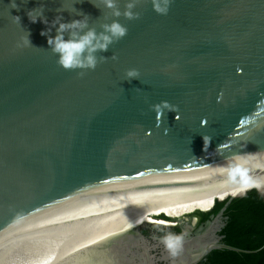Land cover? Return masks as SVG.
Returning <instances> with one entry per match:
<instances>
[{
    "label": "water",
    "instance_id": "95a60500",
    "mask_svg": "<svg viewBox=\"0 0 264 264\" xmlns=\"http://www.w3.org/2000/svg\"><path fill=\"white\" fill-rule=\"evenodd\" d=\"M16 3L0 0V264L257 252L185 225L251 191L264 198V0H171L166 15L138 0L139 17L118 18L127 34L91 70L59 66L46 25L26 13L43 6L51 21L63 8L99 30L112 19L103 0ZM129 68L139 78L124 80ZM172 224L185 234L171 246L140 231Z\"/></svg>",
    "mask_w": 264,
    "mask_h": 264
},
{
    "label": "clouds",
    "instance_id": "9594fccd",
    "mask_svg": "<svg viewBox=\"0 0 264 264\" xmlns=\"http://www.w3.org/2000/svg\"><path fill=\"white\" fill-rule=\"evenodd\" d=\"M155 12L166 15L169 10L171 0H151ZM120 0H103L104 7L110 10L112 19L100 24L99 30L96 27L89 26L87 15L65 21L61 13L63 8L59 9L57 15L51 20H47L43 15V6H39L27 11L26 15L30 22L35 23L37 18L46 25L41 30L40 35L46 37V43L51 52L56 54V62L66 70L70 69H94L98 62L105 60L108 56L101 53L107 52L110 45L120 40L127 34L126 25L119 21V17L126 19H136L140 13L134 11L138 0H124V8L118 6ZM11 8H17L16 0H9ZM13 22L20 23V17L11 15ZM55 31V35L50 33ZM23 46H33L30 42L29 34L21 37ZM20 46V45H18ZM35 47V46H34ZM100 54V55H98ZM112 59H116L115 54H111ZM78 74L82 75L83 71ZM139 78V71L135 68H129L124 73V80ZM179 236L175 237L178 242ZM165 240L171 246L173 240L171 237H165Z\"/></svg>",
    "mask_w": 264,
    "mask_h": 264
},
{
    "label": "trees",
    "instance_id": "16d2710c",
    "mask_svg": "<svg viewBox=\"0 0 264 264\" xmlns=\"http://www.w3.org/2000/svg\"><path fill=\"white\" fill-rule=\"evenodd\" d=\"M222 210V228L219 243L255 253H237L226 249L210 251L198 264H264V198L254 191L228 204H217L211 211L195 212L200 222L212 219ZM155 219L168 220L163 215ZM160 234L178 233L179 227H159ZM143 234L147 230L141 229Z\"/></svg>",
    "mask_w": 264,
    "mask_h": 264
},
{
    "label": "flooded vegetation",
    "instance_id": "af4514ba",
    "mask_svg": "<svg viewBox=\"0 0 264 264\" xmlns=\"http://www.w3.org/2000/svg\"><path fill=\"white\" fill-rule=\"evenodd\" d=\"M193 217H194V221L191 222V223H187L185 225L188 228L189 232H190V236H194L197 233L203 232L206 229L211 228L210 229V235L212 233H214L215 236L218 238L217 240H218V243H219V241L221 239V236L218 235V232L222 228V215L219 216V217L217 215H215L212 219L206 220L203 223L200 222V220H199V218L197 216L193 215ZM216 219L219 221V223L217 222ZM172 220L177 221L175 219H172ZM172 220H169V221H172ZM211 222L213 223L212 225H211ZM174 226H178L179 227V232L176 233V234L175 233H170L168 235L160 234L159 227H156V228L145 229V230H147V232L144 235L146 237H148L149 239H151L153 237H171L172 235L180 236V235H184L185 234L182 231V227H181L182 225L181 224H176V225L172 224L171 227H174ZM171 227H169V228H171Z\"/></svg>",
    "mask_w": 264,
    "mask_h": 264
}]
</instances>
